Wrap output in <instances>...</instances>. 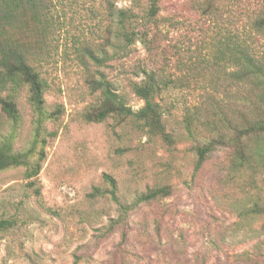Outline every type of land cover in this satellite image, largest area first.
I'll return each instance as SVG.
<instances>
[{"label":"rangeland","instance_id":"obj_1","mask_svg":"<svg viewBox=\"0 0 264 264\" xmlns=\"http://www.w3.org/2000/svg\"><path fill=\"white\" fill-rule=\"evenodd\" d=\"M43 2L44 35L28 55L43 82L44 116L37 126L29 88L17 86L18 120L0 108V144L14 153L42 146L45 158L34 179L24 178V166L0 171V221L11 222L0 230V264H264V215L243 214L250 196L264 199V184L256 179L258 192L235 186L239 173L225 146L195 171V141L183 125L209 96L230 117L239 106L241 89L224 95L235 67L217 56L229 33L241 39L249 32L256 0H159L154 18L148 0ZM126 34H135L132 43ZM254 40L264 53V36ZM149 72L159 81L155 102L172 147L135 116L89 118L101 106L92 81L107 82L135 115L143 101L133 86ZM197 126L196 143L212 138ZM160 186L171 194L130 209Z\"/></svg>","mask_w":264,"mask_h":264},{"label":"trees","instance_id":"obj_2","mask_svg":"<svg viewBox=\"0 0 264 264\" xmlns=\"http://www.w3.org/2000/svg\"><path fill=\"white\" fill-rule=\"evenodd\" d=\"M159 0H148V18H154L159 11ZM43 0H0V108L11 123L18 120L17 109L13 101V93L17 86L27 85L31 93L30 101L37 113V126L44 116L43 82L39 74L29 64V53L44 35L43 29ZM120 16H123L120 13ZM247 31H242L241 39L238 35L228 34L223 41V50L219 51L218 61H226L235 67L228 73L229 85L224 95L229 90L237 89L242 93L237 98L239 106L228 115L224 106H219L213 96L206 100V106L196 108V111L188 112L183 118L184 129L188 138L195 141L193 152L195 155L194 170L198 171L213 151L221 146L230 150L229 166L231 171L239 173L237 185L243 192L247 188L258 192L260 187L256 179L259 177L264 184V53L256 48L255 37L264 36V0H256L252 12L247 16ZM246 33V34H244ZM32 36L36 37L34 42ZM135 34H126L125 40L132 43ZM142 34L140 39H145ZM237 38V39H236ZM84 53L93 62L99 63L95 54L85 49ZM100 90L101 106L99 111L90 116L92 121L100 122L109 116L121 119L134 117L142 123L150 134L159 138L167 147H172L175 140L168 133L161 122L159 105L155 102V96L160 89L156 74L149 72L146 78L133 86L134 94L143 101V106L133 115L123 100L112 92L110 85L95 83L92 85ZM7 92L6 94H3ZM233 95L231 101L235 102ZM232 109L233 105H229ZM207 108V109H206ZM204 109L211 118L198 114V110ZM230 109V111H231ZM200 124L205 131L213 134L202 144L196 143L195 128ZM55 133H50L49 136ZM37 141V140H36ZM45 144V139H43ZM37 155V159L30 161V153ZM45 156L43 147L38 151L30 150L24 153H14L6 143L0 144V171L24 166V178L34 179L38 176L41 163ZM111 190L107 193L114 197V181L105 176ZM32 186V182H29ZM247 189V190H250ZM38 194V190H35ZM96 192V190H95ZM171 194L169 186H160L143 193L134 206L140 203L151 202ZM251 197V206L244 209L243 214L251 216L264 215V199L256 193ZM117 204V201L115 202ZM246 208V206H244ZM118 209H125L123 206ZM122 217V216H121ZM119 220V218H118ZM11 226L7 220L0 221V230Z\"/></svg>","mask_w":264,"mask_h":264}]
</instances>
